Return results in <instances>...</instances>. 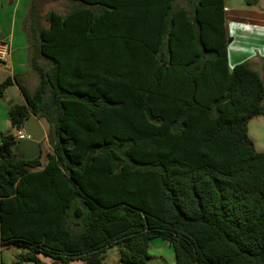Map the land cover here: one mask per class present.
Returning a JSON list of instances; mask_svg holds the SVG:
<instances>
[{
    "label": "trees",
    "instance_id": "trees-1",
    "mask_svg": "<svg viewBox=\"0 0 264 264\" xmlns=\"http://www.w3.org/2000/svg\"><path fill=\"white\" fill-rule=\"evenodd\" d=\"M24 29L34 91L8 109L13 129L49 124L52 152L26 161L0 135V246L24 262L153 264L155 239L176 264H264V153L248 134L264 82L229 71L224 0H65ZM46 23V25L44 24ZM43 167L41 171L32 169Z\"/></svg>",
    "mask_w": 264,
    "mask_h": 264
},
{
    "label": "crops",
    "instance_id": "crops-1",
    "mask_svg": "<svg viewBox=\"0 0 264 264\" xmlns=\"http://www.w3.org/2000/svg\"><path fill=\"white\" fill-rule=\"evenodd\" d=\"M32 1L0 0V21L5 24L4 28H0V40H6L10 45V68L8 70H0V83L8 77H16L29 90L34 91L37 87L33 88L29 83L31 76L36 72L30 66L31 49L24 29V22L28 17ZM224 12L228 38L229 71L231 72L238 64L248 63L260 73L264 82V0H224ZM33 80L35 82V77ZM14 86L18 88L22 102H9L6 98V92L0 97V135L10 133L15 135L17 132L11 126L8 109L14 104H24L25 100L19 87L16 84ZM39 121L46 133L45 139L41 142V152H43L41 161L45 165L47 163V154L52 152L47 137L49 124L44 118L39 119ZM10 129H13V132ZM248 134L256 150L264 153V116L255 117L250 121ZM42 169L43 167H39L32 169V171L36 172ZM169 246L166 242L164 247L167 249ZM2 248L4 247L0 246V251L3 250ZM111 250L116 252V259L119 261L121 257L119 249L115 247ZM44 260L48 261V259ZM70 264L86 263L83 260L76 259Z\"/></svg>",
    "mask_w": 264,
    "mask_h": 264
},
{
    "label": "rangeland",
    "instance_id": "rangeland-1",
    "mask_svg": "<svg viewBox=\"0 0 264 264\" xmlns=\"http://www.w3.org/2000/svg\"><path fill=\"white\" fill-rule=\"evenodd\" d=\"M177 4L180 6H186V0H177ZM71 6L72 3L67 2L65 0H50L43 5V14L46 15L50 11H56L59 13H65ZM6 19V17H5ZM46 25V23L44 22ZM4 28L5 24L0 21V28ZM35 77V82L33 78ZM39 84V78L36 73L31 76L29 85L33 88H36ZM19 90L16 86H11L6 90V98L9 102L12 103H20L22 99L20 98ZM6 119L7 116L5 115ZM13 132V129H10ZM45 156V153H44ZM166 242L162 239H155L151 244L150 255L152 256V263L153 264H175V251L174 249L169 246V248L165 249L164 247ZM3 250L0 251V264H35L32 262H24L20 259L19 255L26 254L27 249L21 248L15 245L6 246L2 248ZM48 259V261L44 260ZM41 264H59V261L45 256L40 255L39 257ZM53 261V262H52ZM104 264H121L116 259V252L108 249L104 254Z\"/></svg>",
    "mask_w": 264,
    "mask_h": 264
},
{
    "label": "water",
    "instance_id": "water-1",
    "mask_svg": "<svg viewBox=\"0 0 264 264\" xmlns=\"http://www.w3.org/2000/svg\"><path fill=\"white\" fill-rule=\"evenodd\" d=\"M24 131L31 135L27 139L18 143L16 152L26 161L36 159L41 154V142L45 139L46 133L39 119L31 116L24 125Z\"/></svg>",
    "mask_w": 264,
    "mask_h": 264
},
{
    "label": "built area",
    "instance_id": "built-area-1",
    "mask_svg": "<svg viewBox=\"0 0 264 264\" xmlns=\"http://www.w3.org/2000/svg\"><path fill=\"white\" fill-rule=\"evenodd\" d=\"M10 61V45L6 40H0V70H8ZM15 137L18 141L31 139V135L27 134L24 129L16 132Z\"/></svg>",
    "mask_w": 264,
    "mask_h": 264
}]
</instances>
